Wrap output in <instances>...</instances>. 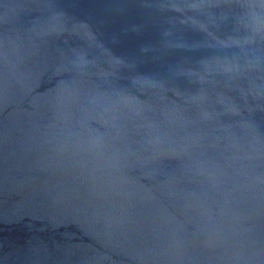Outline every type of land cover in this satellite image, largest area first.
<instances>
[{
  "label": "water",
  "instance_id": "obj_1",
  "mask_svg": "<svg viewBox=\"0 0 264 264\" xmlns=\"http://www.w3.org/2000/svg\"><path fill=\"white\" fill-rule=\"evenodd\" d=\"M0 264H264V0H0Z\"/></svg>",
  "mask_w": 264,
  "mask_h": 264
}]
</instances>
